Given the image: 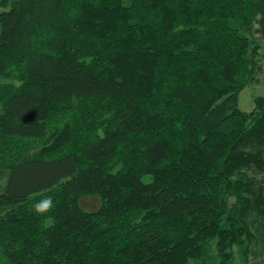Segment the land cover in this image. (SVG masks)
<instances>
[{"label": "trees", "instance_id": "trees-1", "mask_svg": "<svg viewBox=\"0 0 264 264\" xmlns=\"http://www.w3.org/2000/svg\"><path fill=\"white\" fill-rule=\"evenodd\" d=\"M258 32L264 0H0V264H264Z\"/></svg>", "mask_w": 264, "mask_h": 264}, {"label": "rangeland", "instance_id": "rangeland-1", "mask_svg": "<svg viewBox=\"0 0 264 264\" xmlns=\"http://www.w3.org/2000/svg\"><path fill=\"white\" fill-rule=\"evenodd\" d=\"M258 26V23L256 24ZM261 42V51L258 57L259 65L264 67V34L257 33ZM264 92V82L261 72L257 71L251 80V82L241 91L239 104L241 109L251 111L254 108V98ZM145 180L149 179V176L144 177ZM102 204V200L98 195L88 194L84 195L79 200V205L85 210L97 209Z\"/></svg>", "mask_w": 264, "mask_h": 264}]
</instances>
